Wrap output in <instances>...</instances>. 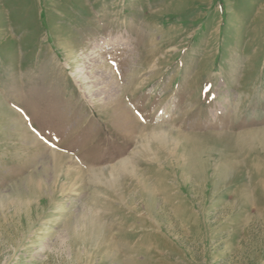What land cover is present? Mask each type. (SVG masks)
<instances>
[{"label": "rangeland", "instance_id": "rangeland-1", "mask_svg": "<svg viewBox=\"0 0 264 264\" xmlns=\"http://www.w3.org/2000/svg\"><path fill=\"white\" fill-rule=\"evenodd\" d=\"M0 264H264V0H0Z\"/></svg>", "mask_w": 264, "mask_h": 264}, {"label": "bare ground", "instance_id": "bare-ground-1", "mask_svg": "<svg viewBox=\"0 0 264 264\" xmlns=\"http://www.w3.org/2000/svg\"><path fill=\"white\" fill-rule=\"evenodd\" d=\"M165 141H166V139L164 140L163 137L162 138H160V137L158 138V142L160 144V146L158 147L159 150H164L165 149V147H166V142ZM169 142H171V141H169ZM202 156H206L207 157L206 153H202L198 149H195V150H192V151H182L180 157H176V159L173 158L172 160L171 159L169 160V162H171V164H172L170 167H174L176 165L175 167L180 171V179L182 181H185L186 180V174L189 172V170L194 171V169L196 168V165L200 166V164L202 163L201 162L202 161V159H201ZM126 168H128V165H127L126 162H119L116 167L111 169V172L113 174L114 173L118 174L119 170H125ZM96 173H98V172H96ZM88 228H89V231L92 230L90 224H88Z\"/></svg>", "mask_w": 264, "mask_h": 264}]
</instances>
